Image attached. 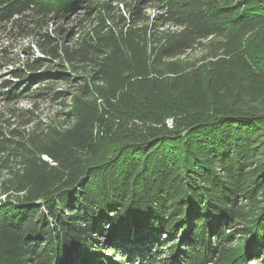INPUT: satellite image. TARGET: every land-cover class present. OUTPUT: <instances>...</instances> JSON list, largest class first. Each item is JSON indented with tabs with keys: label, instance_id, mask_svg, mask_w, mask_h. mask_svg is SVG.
I'll return each mask as SVG.
<instances>
[{
	"label": "trees",
	"instance_id": "1",
	"mask_svg": "<svg viewBox=\"0 0 264 264\" xmlns=\"http://www.w3.org/2000/svg\"><path fill=\"white\" fill-rule=\"evenodd\" d=\"M0 264H264V0H0Z\"/></svg>",
	"mask_w": 264,
	"mask_h": 264
},
{
	"label": "rangeland",
	"instance_id": "2",
	"mask_svg": "<svg viewBox=\"0 0 264 264\" xmlns=\"http://www.w3.org/2000/svg\"><path fill=\"white\" fill-rule=\"evenodd\" d=\"M193 55H197L199 53V50L196 49L195 51L192 52ZM57 108V105L56 104H53V105H47L46 106V109H45V112L46 113H50L53 109H56Z\"/></svg>",
	"mask_w": 264,
	"mask_h": 264
},
{
	"label": "built area",
	"instance_id": "3",
	"mask_svg": "<svg viewBox=\"0 0 264 264\" xmlns=\"http://www.w3.org/2000/svg\"><path fill=\"white\" fill-rule=\"evenodd\" d=\"M166 125H167L168 127H171V126H172V120H171V119H167V120H166Z\"/></svg>",
	"mask_w": 264,
	"mask_h": 264
}]
</instances>
